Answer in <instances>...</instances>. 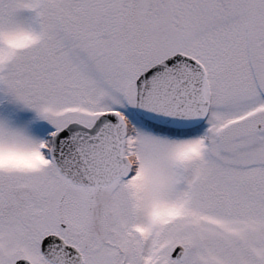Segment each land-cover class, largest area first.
<instances>
[{"label": "snow or ice", "instance_id": "1", "mask_svg": "<svg viewBox=\"0 0 264 264\" xmlns=\"http://www.w3.org/2000/svg\"><path fill=\"white\" fill-rule=\"evenodd\" d=\"M0 264H264V0H0Z\"/></svg>", "mask_w": 264, "mask_h": 264}]
</instances>
